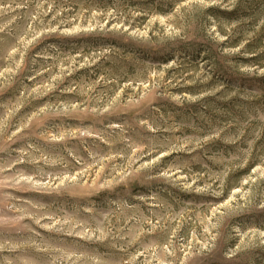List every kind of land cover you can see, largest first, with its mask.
Wrapping results in <instances>:
<instances>
[{
    "label": "rangeland",
    "instance_id": "1",
    "mask_svg": "<svg viewBox=\"0 0 264 264\" xmlns=\"http://www.w3.org/2000/svg\"><path fill=\"white\" fill-rule=\"evenodd\" d=\"M0 264H264V0H0Z\"/></svg>",
    "mask_w": 264,
    "mask_h": 264
}]
</instances>
